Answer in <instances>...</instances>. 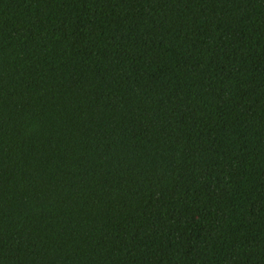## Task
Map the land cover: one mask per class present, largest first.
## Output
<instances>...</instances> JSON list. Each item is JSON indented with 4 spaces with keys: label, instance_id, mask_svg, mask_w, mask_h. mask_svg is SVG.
Here are the masks:
<instances>
[{
    "label": "trees",
    "instance_id": "obj_1",
    "mask_svg": "<svg viewBox=\"0 0 264 264\" xmlns=\"http://www.w3.org/2000/svg\"><path fill=\"white\" fill-rule=\"evenodd\" d=\"M0 264H264V0H0Z\"/></svg>",
    "mask_w": 264,
    "mask_h": 264
}]
</instances>
